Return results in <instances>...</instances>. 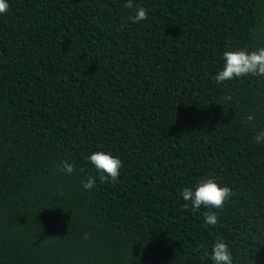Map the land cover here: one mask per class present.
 <instances>
[{
  "label": "trees",
  "instance_id": "trees-1",
  "mask_svg": "<svg viewBox=\"0 0 264 264\" xmlns=\"http://www.w3.org/2000/svg\"><path fill=\"white\" fill-rule=\"evenodd\" d=\"M6 2L0 264H213L221 238L264 264V77L215 80L223 52L264 47V0H133L138 23L127 0ZM95 151L122 161L117 182ZM205 177L232 189L222 209L183 200Z\"/></svg>",
  "mask_w": 264,
  "mask_h": 264
},
{
  "label": "clouds",
  "instance_id": "clouds-1",
  "mask_svg": "<svg viewBox=\"0 0 264 264\" xmlns=\"http://www.w3.org/2000/svg\"><path fill=\"white\" fill-rule=\"evenodd\" d=\"M8 8L9 4L6 0H0V14H5ZM125 8L133 11L134 14H130L128 17L133 23L146 20L148 17L147 10L142 6L137 7L133 0H127ZM222 58L224 65L223 70L215 76L217 83L249 75L264 77V47L257 48L254 51H248L247 49L227 50L223 52ZM227 99H230V97ZM254 120L255 116L253 114L247 116L248 122ZM254 139L257 144H264V129L256 132ZM88 160L99 174L98 178L101 183L118 181L120 170L123 167L122 161L118 157L104 151H95L88 157ZM59 170L65 175H71L75 171V166L64 160L61 162ZM96 181V176H89L86 182L82 183L85 189L91 190L95 187ZM181 196L184 201L191 202L193 210H199L201 206L219 210L231 198L232 189L228 186L219 185L212 177H205L201 178L194 187H185L181 192ZM185 208H187V204ZM203 216L207 225L215 226L218 223V216L214 211H206ZM210 259L213 264H233L232 253L224 239L216 240L212 246Z\"/></svg>",
  "mask_w": 264,
  "mask_h": 264
}]
</instances>
